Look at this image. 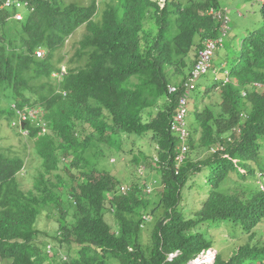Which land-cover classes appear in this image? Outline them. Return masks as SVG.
Instances as JSON below:
<instances>
[{
    "label": "trees",
    "instance_id": "16d2710c",
    "mask_svg": "<svg viewBox=\"0 0 264 264\" xmlns=\"http://www.w3.org/2000/svg\"><path fill=\"white\" fill-rule=\"evenodd\" d=\"M27 1L25 10L2 8L0 0V117L10 123L16 117L1 106L2 97L9 105L42 109L23 126L42 169L25 189L19 174L26 158L0 148V264H190L215 248L209 229L221 223L249 237L229 258L218 251L214 264H264V245L255 242L264 225V191L256 184L258 174L264 176V4L259 26L231 59L232 80L202 88L204 81L195 91L190 148L206 155H189L178 166L180 138L172 121L195 50L220 34L221 17L209 10L221 0H117L98 20V0ZM18 11L25 13L21 20ZM83 26L68 59L67 41ZM55 72L62 73L59 81ZM170 85L180 91L170 92ZM146 134L158 145L160 177L125 186L113 169L100 166L104 149L112 153L124 136ZM229 135L233 142L225 140ZM224 141L225 150L209 151ZM141 154L137 163L148 157ZM67 157V176L53 175ZM194 186L203 197L186 216L183 191ZM46 211L57 216L52 238L66 247L67 259L45 250L42 238L51 235L37 223Z\"/></svg>",
    "mask_w": 264,
    "mask_h": 264
},
{
    "label": "rangeland",
    "instance_id": "374dc122",
    "mask_svg": "<svg viewBox=\"0 0 264 264\" xmlns=\"http://www.w3.org/2000/svg\"><path fill=\"white\" fill-rule=\"evenodd\" d=\"M73 1L87 3L89 0H65V2L68 3ZM116 1L117 0H98L99 14L96 16V19H100L102 11L106 7L107 3H114ZM243 1L244 0H221V10L215 12H222L224 14L228 13L232 32L230 34V37L226 39L225 45L217 50L213 62L215 71L214 69L211 70L200 80V82L202 83L205 81V84L202 85V88L212 86L215 83L216 77L221 78V76H223L226 71L231 70L234 64V60L231 59H234L235 57H238L240 55V51L242 50L243 46V38L247 36L251 30L259 26L261 20L263 19L261 7L264 1L261 3V5L259 4L258 0H250L245 3H243ZM84 33L85 27L83 26L79 28L67 41V47L64 50L68 55V59L72 55H74V46H76L77 42H79V40L83 37ZM195 51L198 52V49ZM195 54L196 53L194 52L193 55ZM227 54L229 55V59L227 58ZM63 68H66V66H63ZM213 99H218V95H213ZM207 101L210 102L211 99L206 98V102ZM11 104L12 102L9 105L8 101H6L2 97L1 106L3 105V107L7 109L8 107L11 108ZM192 107L193 106L191 105V113L188 117L189 126L190 122L194 120ZM156 111V108L152 110V112L154 113ZM15 123L16 122L10 123L6 116L0 117V148L5 151L9 148H12L15 152L23 155L26 158V165L22 172L19 174V179L21 180L22 186L25 189H28L34 185L35 177L42 169V161L36 154L35 143L33 139L25 136L27 134L26 130L20 132L18 124L13 125ZM102 146L106 145L102 144ZM211 150L212 148H209V151ZM141 152H144L146 155H148V157H143L141 159L142 161L137 163L134 157L136 155H143L141 154ZM157 152L158 145L151 139L149 134H146L144 137H138L136 135H132L130 137L124 136L122 148L120 150H113L112 153H110L109 150L105 147V154L100 160V166L107 169H113L122 179L124 178L125 186L127 185V183L129 184L130 181L138 180V178H141V183H143L144 181H148L149 183L152 180L156 179L155 176L160 177V175L157 174L156 168H154L156 167L154 159L158 156ZM189 155L192 156L195 160H198L200 157L202 158L204 155H206V153L205 150L195 151L194 149L190 148L189 152L186 154V157ZM71 161L72 157L62 159L60 163V169L58 171H54L53 175L57 173H63L64 175H66V173L68 172L65 166L67 164H70ZM73 172L78 173V171ZM199 178L200 182L204 181V177L202 175ZM52 180L57 183L56 178L53 177ZM159 180L160 182H162L161 179ZM256 184L264 185V177L260 176ZM230 187H233V182L228 183L226 191L229 190ZM150 189H148V191H150L148 193H151L154 190V186L153 189ZM198 189L194 186V188L188 187L183 191L184 198L182 204L185 208L186 216H190L192 211L199 204L200 199L203 197L202 191H199ZM56 190L59 191V189ZM106 218L112 225L115 223L112 212L108 211ZM37 225L42 231H46L49 235H51L49 237L44 236L42 238V241H45V250L47 251V253L52 254V252H57L59 256H62V258L65 256L64 259H67V253L65 251L66 247H61L60 244L52 238V235L57 233L59 229L57 216H50L49 212L46 211L40 217ZM212 229L213 228H210L209 231L215 239V249L217 251L221 250L222 253H224L225 258H229L235 251V249L240 244L246 242L249 237V235L245 232L234 230L231 227L230 223H221L215 231H213ZM259 230L260 231H258L255 242H258L260 245H264V225L262 230L260 228ZM49 246H51V248H49ZM216 250H212L214 255ZM213 258L214 256L211 259L209 257V254L204 256L205 262H208L207 264H212V261H214ZM242 264L262 263L258 259H249Z\"/></svg>",
    "mask_w": 264,
    "mask_h": 264
},
{
    "label": "built area",
    "instance_id": "2783aa9c",
    "mask_svg": "<svg viewBox=\"0 0 264 264\" xmlns=\"http://www.w3.org/2000/svg\"><path fill=\"white\" fill-rule=\"evenodd\" d=\"M17 6L19 9L27 8L29 7V1H16V0H4L2 8H9L12 6ZM214 12H217L213 10ZM212 12V11H211ZM221 17L222 25L220 29L221 35L216 38H207L204 42V48L200 50L199 56L197 59L196 64L192 68L191 72L188 75V79L184 81L183 85V91L180 94L179 97V103L177 106V112L174 116V119L172 121V130L181 138L182 144L181 149L177 154V161L178 166L180 163H182L186 157V153L189 150L188 145V139L190 136V132L188 129V123H187V116L190 113V101L192 100L193 93L197 88L198 81L200 78L208 73L210 69L212 68L213 63V57L215 54V51L217 48L222 45L224 38L229 30V18L224 13H216ZM25 17V13L18 11L16 14V18L18 20H21ZM38 57H42L45 53L43 49H38L36 51ZM180 88L177 85H170V92H179ZM17 113V119L14 120L16 122L13 125H20L22 121H27L29 119L31 120H37L39 118V115L41 113V110L36 107H25V108H16ZM27 133V131H26ZM50 247V246H49ZM209 254V257L212 259L214 256L212 250H209L207 253L200 255L198 258H196L192 264H207L208 262H205L204 256Z\"/></svg>",
    "mask_w": 264,
    "mask_h": 264
},
{
    "label": "clouds",
    "instance_id": "9594fccd",
    "mask_svg": "<svg viewBox=\"0 0 264 264\" xmlns=\"http://www.w3.org/2000/svg\"><path fill=\"white\" fill-rule=\"evenodd\" d=\"M161 1V0H160ZM164 3H165V0H162ZM161 1V2H162ZM264 0H258V2H259V4L261 5V3L263 2ZM162 2V3H163ZM264 4V3H263ZM213 10H215V11H219V10H221V8L219 7L218 9H216V8H211L210 10H209V14H213V13H215ZM212 11V12H211ZM216 14V13H215ZM225 15H227L228 16V13H225ZM221 25H222V20H221V22H219V27H218V30L220 31V29H221ZM231 32H232V28H231V25H230V22H229V30H228V33L226 34V36H225V38H224V41H223V43H222V45H220L218 48H217V50L220 48V47H222V46H224L225 45V42H226V39L228 38V37H230V34H231ZM221 35V33L219 34H217V36H207L204 40H203V43H202V48H199L198 49V52H197V57H196V60H195V62H194V64H193V66H192V68L194 67V65L196 64V62H197V59H198V56H199V52H200V50L201 49H203L204 48V42H205V40L207 39V38H211V37H213V38H216V37H219ZM41 49H43L42 47H40ZM40 48H38V49H40ZM37 49V50H38ZM36 50V51H37ZM44 50V49H43ZM217 50L215 51V54H214V57H213V62H214V58H215V56H216V53H217ZM45 51V50H44ZM36 55H37V53H36ZM44 55H45V53H44ZM44 55L42 56V57H44ZM41 58V57H40ZM192 68L190 69V71L187 73V75L186 76H188L189 75V73L191 72V70H192ZM214 69V71H215V68H214V65H213V63H212V68L210 69V71L211 70H213ZM62 70L63 71H65L66 72V68H63L62 67ZM209 71V72H210ZM208 72V73H209ZM208 73H206L205 75H203L201 78H200V80L204 77V76H206ZM61 74L62 73H58V72H55V73H53V75H54V77H56V79L59 81V79H61ZM200 80L198 81V85H197V88H196V90L199 88V85L201 84V82H200ZM220 80H223L224 81V83H227V82H230L231 80H232V76H231V70H229V71H226L225 73H224V75L223 76H221V78H218V77H216V80H215V82H217V81H220ZM195 90V91H196ZM195 91H194V93H195ZM194 93H193V95H194ZM245 95V94H244ZM36 107V108H39L40 110H41V112H42V109L40 108V107H37V106H29V105H26V106H24V107H19L16 103H12L11 104V109H13V111L15 112V114H16V117L13 119V121L12 122H14V120H16L17 119V113H16V108H25V107ZM190 111H191V107H190ZM41 114V113H40ZM190 114V113H189ZM23 123H25V121H22L21 123H20V125H18L19 126V128H20V131H23ZM187 123H188V121H187ZM23 125V126H22ZM188 125V129H189V132H190V136H191V131H190V127H189V124H187ZM27 131V130H26ZM174 132V131H173ZM28 133V132H27ZM175 133V132H174ZM176 134V133H175ZM190 136H189V139H188V145H189V150H190ZM180 138V137H179ZM226 141H228V142H233L235 139H234V137H230V135L229 136H227L226 137V139H225ZM226 141H224V142H218L215 146H212V147H210V148H212V150H211V152H216V151H223V150H225L226 149V145H225V142ZM181 144H182V140H181V138H180V143H179V145H178V149H177V154H178V152L180 151V149H181ZM189 150H188V152H189ZM187 152V153H188ZM186 153V154H187ZM186 158L187 157H185V159H184V161L186 160ZM183 161V162H184ZM181 164V163H180ZM179 164V165H180ZM243 171H245L244 169H243ZM260 176H263L261 173L259 174V176H258V178L260 177ZM264 177V176H263ZM260 187H261V189L264 191V185L262 184V185H260ZM209 250H216L215 248H209V249H207V251H205V252H203V253H201V255H203V254H205V253H207ZM217 253H218V251L216 250V252H215V255H214V258H213V260L214 261H212V264H214V262H215V259H216V256H217ZM200 256V255H199ZM199 256H197L196 258H198ZM195 258V259H196ZM195 259H193L191 262H190V264H192L193 263V261L195 260Z\"/></svg>",
    "mask_w": 264,
    "mask_h": 264
},
{
    "label": "crops",
    "instance_id": "0c3cea01",
    "mask_svg": "<svg viewBox=\"0 0 264 264\" xmlns=\"http://www.w3.org/2000/svg\"><path fill=\"white\" fill-rule=\"evenodd\" d=\"M227 58L229 59V55L227 54Z\"/></svg>",
    "mask_w": 264,
    "mask_h": 264
},
{
    "label": "water",
    "instance_id": "95a60500",
    "mask_svg": "<svg viewBox=\"0 0 264 264\" xmlns=\"http://www.w3.org/2000/svg\"><path fill=\"white\" fill-rule=\"evenodd\" d=\"M23 125H25V123H23Z\"/></svg>",
    "mask_w": 264,
    "mask_h": 264
},
{
    "label": "bare ground",
    "instance_id": "6f19581e",
    "mask_svg": "<svg viewBox=\"0 0 264 264\" xmlns=\"http://www.w3.org/2000/svg\"><path fill=\"white\" fill-rule=\"evenodd\" d=\"M180 140V139H179Z\"/></svg>",
    "mask_w": 264,
    "mask_h": 264
}]
</instances>
